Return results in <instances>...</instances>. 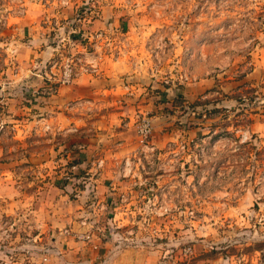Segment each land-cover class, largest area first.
Instances as JSON below:
<instances>
[{"label": "rangeland", "instance_id": "1", "mask_svg": "<svg viewBox=\"0 0 264 264\" xmlns=\"http://www.w3.org/2000/svg\"><path fill=\"white\" fill-rule=\"evenodd\" d=\"M111 55L120 101L79 130L41 120ZM143 117L166 123L153 149ZM119 129L138 149L103 188L93 162ZM42 248L49 264H264V0H0V264Z\"/></svg>", "mask_w": 264, "mask_h": 264}, {"label": "crops", "instance_id": "2", "mask_svg": "<svg viewBox=\"0 0 264 264\" xmlns=\"http://www.w3.org/2000/svg\"><path fill=\"white\" fill-rule=\"evenodd\" d=\"M117 58L118 63L114 60V55L105 58V60L99 65L97 73L81 72L70 86L60 87L58 91L59 94L56 96V106L51 108L52 114H47L48 117H45L44 115L41 120H53L55 121L54 124L56 123L60 126V129L64 125L69 124L73 129L79 130V124L82 122L87 124L88 117L90 118L93 114L97 113L95 111L97 105H100L105 101L109 102V104H114L120 101L122 97L119 95L118 86L120 87L123 85L124 81L120 80V77L126 73L127 68L119 62L120 57ZM200 85L201 84L197 82L196 86H191L189 89L190 98L195 99L205 92V86ZM104 95H107L110 99L104 97ZM117 114L118 113L112 111L105 115V117H107V126L114 125L112 122L117 120ZM154 122L155 136L153 135L152 137V144H155L156 142V136L160 131L158 130L159 126H165L164 124H166L162 117H156ZM129 134L130 133L125 129H119L118 132L107 133L103 139L104 142L102 143V146L108 149L111 158L107 161L103 159L101 164L96 163V161L93 162L92 168V170L98 171L96 168L100 167V177L98 176L96 181L101 182L103 180V188H108V184H113L110 181L113 179L115 172H118L120 169L119 158L124 157L123 159H125L128 157L127 155L132 154L138 149V146H136L137 143L133 139L134 136L132 138ZM101 141L102 140L92 138L84 147H88L94 151V149L101 145ZM111 192L112 189H109L105 195L106 199L108 198V200H110L112 195ZM43 250L44 248H42L41 251L43 252Z\"/></svg>", "mask_w": 264, "mask_h": 264}, {"label": "built area", "instance_id": "3", "mask_svg": "<svg viewBox=\"0 0 264 264\" xmlns=\"http://www.w3.org/2000/svg\"><path fill=\"white\" fill-rule=\"evenodd\" d=\"M68 61L70 60H67L66 62L67 64H65L63 74L59 80L60 84H70L72 82V67ZM153 133H154V125L152 119L149 117L141 118V120L137 125V135L139 138L140 145L148 149H153V147L150 146ZM80 237L82 239L89 240L90 236H86L82 234L80 235ZM51 254H52V250H50L49 248L44 249L43 253L38 258L36 264H49Z\"/></svg>", "mask_w": 264, "mask_h": 264}]
</instances>
